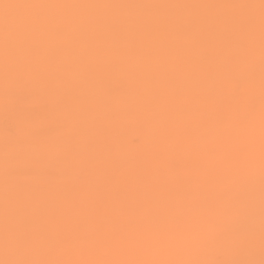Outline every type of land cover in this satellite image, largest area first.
<instances>
[{
	"label": "bare ground",
	"instance_id": "6f19581e",
	"mask_svg": "<svg viewBox=\"0 0 264 264\" xmlns=\"http://www.w3.org/2000/svg\"><path fill=\"white\" fill-rule=\"evenodd\" d=\"M0 264H264L262 0H0Z\"/></svg>",
	"mask_w": 264,
	"mask_h": 264
},
{
	"label": "snow or ice",
	"instance_id": "6c2138e0",
	"mask_svg": "<svg viewBox=\"0 0 264 264\" xmlns=\"http://www.w3.org/2000/svg\"><path fill=\"white\" fill-rule=\"evenodd\" d=\"M262 3H264V0H262Z\"/></svg>",
	"mask_w": 264,
	"mask_h": 264
}]
</instances>
